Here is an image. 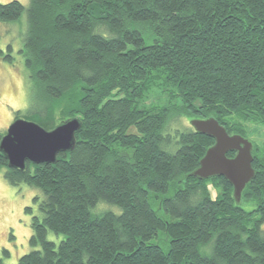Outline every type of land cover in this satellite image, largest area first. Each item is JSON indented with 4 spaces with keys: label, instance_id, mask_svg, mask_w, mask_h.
I'll return each instance as SVG.
<instances>
[{
    "label": "trees",
    "instance_id": "1",
    "mask_svg": "<svg viewBox=\"0 0 264 264\" xmlns=\"http://www.w3.org/2000/svg\"><path fill=\"white\" fill-rule=\"evenodd\" d=\"M0 23L23 25L27 117L82 122L56 164L0 151L6 182L44 195L18 264H264V152L237 205L224 177L192 176L214 139L191 126L264 125V0H13Z\"/></svg>",
    "mask_w": 264,
    "mask_h": 264
},
{
    "label": "water",
    "instance_id": "2",
    "mask_svg": "<svg viewBox=\"0 0 264 264\" xmlns=\"http://www.w3.org/2000/svg\"><path fill=\"white\" fill-rule=\"evenodd\" d=\"M82 122L72 118L46 130L36 122L16 119L2 137L0 151L10 168L24 170L27 163L56 164L60 153L71 152ZM191 126L199 134L214 139L192 176L199 180L224 177L233 187L237 205L243 201L248 185L257 176L253 166L255 144L241 134H229L215 117L193 119ZM234 153L233 156H229Z\"/></svg>",
    "mask_w": 264,
    "mask_h": 264
},
{
    "label": "rangeland",
    "instance_id": "3",
    "mask_svg": "<svg viewBox=\"0 0 264 264\" xmlns=\"http://www.w3.org/2000/svg\"><path fill=\"white\" fill-rule=\"evenodd\" d=\"M10 1L13 0H0V3ZM17 1L25 6H28L30 2V0ZM24 17L26 18V15ZM22 31L23 25L0 23V50L3 51V54H0V131L2 133H6L17 118L31 121L27 113H24L30 107L31 91L19 53L23 45V40L19 37V35L22 36ZM9 45L12 46L13 52H8ZM7 55L13 57V62L6 60ZM164 102H166L165 98L159 101L160 104ZM185 123L187 124L186 121ZM246 136L259 147L260 154L264 152V125L249 128ZM4 173L5 169L0 172V257L6 264H18L22 256L33 250L29 245L32 235L31 223L33 216L38 213V204L34 202V199L39 197V200H42L44 195L40 190L26 184L19 186L8 184ZM210 189L215 197L214 189L212 187ZM28 207L32 208L31 213L26 211ZM104 208L106 207L102 209ZM115 208L119 211L114 210L120 213V209ZM49 239L59 242L54 234H49ZM154 242H157L165 251L170 247L169 239L163 233H160ZM4 249L9 251V256L3 254Z\"/></svg>",
    "mask_w": 264,
    "mask_h": 264
}]
</instances>
